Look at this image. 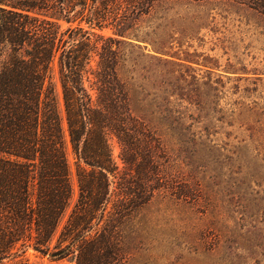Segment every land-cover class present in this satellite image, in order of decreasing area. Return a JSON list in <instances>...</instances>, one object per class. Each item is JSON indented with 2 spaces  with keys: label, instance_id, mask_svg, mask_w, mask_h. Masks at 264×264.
Wrapping results in <instances>:
<instances>
[{
  "label": "rangeland",
  "instance_id": "374dc122",
  "mask_svg": "<svg viewBox=\"0 0 264 264\" xmlns=\"http://www.w3.org/2000/svg\"><path fill=\"white\" fill-rule=\"evenodd\" d=\"M109 9L97 33L126 42L119 75L162 147L158 190L136 208L125 186L142 163L127 166L109 136L117 173L100 227L114 207L126 215L112 264H264V0H111ZM68 160L73 198L59 230L79 198L70 145ZM4 264L76 263L29 249Z\"/></svg>",
  "mask_w": 264,
  "mask_h": 264
},
{
  "label": "trees",
  "instance_id": "16d2710c",
  "mask_svg": "<svg viewBox=\"0 0 264 264\" xmlns=\"http://www.w3.org/2000/svg\"><path fill=\"white\" fill-rule=\"evenodd\" d=\"M110 3L0 0V264L29 249L76 264L120 256L116 223L126 215L114 207L100 227L117 173L109 136L127 166L142 163L137 183L125 186L133 205L158 190L161 139L134 113L119 75L126 42L97 33L113 18ZM68 145L79 198L59 230L73 198Z\"/></svg>",
  "mask_w": 264,
  "mask_h": 264
}]
</instances>
